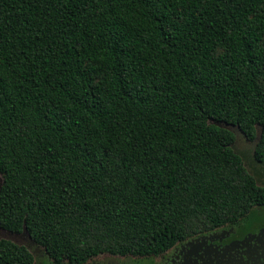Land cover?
<instances>
[{"label":"trees","instance_id":"1","mask_svg":"<svg viewBox=\"0 0 264 264\" xmlns=\"http://www.w3.org/2000/svg\"><path fill=\"white\" fill-rule=\"evenodd\" d=\"M216 123L264 162V0H0V229L54 262L157 257L264 205Z\"/></svg>","mask_w":264,"mask_h":264},{"label":"rangeland","instance_id":"2","mask_svg":"<svg viewBox=\"0 0 264 264\" xmlns=\"http://www.w3.org/2000/svg\"><path fill=\"white\" fill-rule=\"evenodd\" d=\"M232 131L235 140L231 147L243 160L246 169L255 177L258 185L264 186V177L259 176L256 171L264 172V162L254 158L256 140L249 141L236 126L216 123ZM259 128L257 127V133ZM0 175V183H1ZM258 207H254L243 220L238 224H229L214 231L202 233L196 237L189 238L177 243L165 254L157 258H135L113 257L101 255L89 260L86 264H264V229L259 231L254 238L245 241H229L235 235L238 227L251 217ZM0 238L9 239L15 243L26 246L34 255L33 264H56L48 258L44 249L30 239L26 232L11 234V232L0 229ZM199 241L212 242L217 246L204 244L197 247ZM59 264H67L62 262Z\"/></svg>","mask_w":264,"mask_h":264},{"label":"flooded vegetation","instance_id":"3","mask_svg":"<svg viewBox=\"0 0 264 264\" xmlns=\"http://www.w3.org/2000/svg\"><path fill=\"white\" fill-rule=\"evenodd\" d=\"M256 207H258L259 209H258V211H256L254 214H252L251 215V217H249L248 219H245L246 221H244L239 227H238V229H237V232L236 233H234L235 235H233L232 237H230L229 238V241H245V239H250V238H254L257 234H259L260 232L259 231H261V230H263L264 229V205H260V206H256ZM260 214V215H259ZM248 215V214H247ZM246 215V216H247ZM246 216L245 217H243V218H241L242 220L244 219V218H246ZM259 216V219L258 220H261V226H258L257 228L256 227H253V226H250L249 224L252 222V221H255L256 219H257V217ZM240 219V220H241ZM239 221V220H238ZM238 221H236V222H234V223H230V224H235V223H237L238 224ZM229 225V224H228ZM216 230V229H215ZM212 231H214V230H212ZM12 234V233H11ZM13 234H16V233H13ZM200 235V234H199ZM198 236V235H197ZM29 237V236H28ZM194 237H196V236H194ZM30 238V237H29ZM31 239V238H30ZM187 240V239H186ZM185 241V240H184ZM182 242V241H181ZM180 243V242H179ZM212 242H210V241H208V242H203V241H199V243L197 244V247L199 248L201 245L203 246L204 244H209V245H215V246H217L216 244H214V243H212ZM176 245V244H175ZM174 245V246H175ZM173 246V247H174ZM201 246V247H202ZM172 247V248H173ZM170 250V249H169ZM167 252V251H166ZM165 252V253H166ZM164 253V254H165ZM33 254V253H32ZM101 255H106V256H113V257H115V256H117V257H126V256H129L130 258H132V259H135V258H148V257H150V258H157V257H160V256H162V255H160V256H157V257H154V256H146V257H142V256H133V255H123V256H121V255H113V254H109V253H102V254H100V255H97V256H95V257H98V256H101ZM34 256V255H33ZM48 256V255H47ZM95 257H93V258H95ZM49 258V257H48ZM50 259V258H49ZM92 259V258H91ZM90 259V260H91ZM52 260V259H51ZM53 261V260H52ZM89 261V260H88ZM87 261V262H88ZM65 262V261H64ZM87 262H85V263H83V264H86ZM34 263V262H33ZM53 263H56V262H54L53 261ZM62 263V262H61ZM56 264H59V263H56ZM103 264H108V263H103Z\"/></svg>","mask_w":264,"mask_h":264},{"label":"water","instance_id":"4","mask_svg":"<svg viewBox=\"0 0 264 264\" xmlns=\"http://www.w3.org/2000/svg\"><path fill=\"white\" fill-rule=\"evenodd\" d=\"M1 184V183H0Z\"/></svg>","mask_w":264,"mask_h":264}]
</instances>
